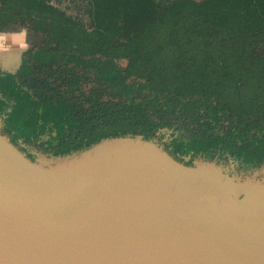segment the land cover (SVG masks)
Listing matches in <instances>:
<instances>
[{
    "label": "trees",
    "instance_id": "obj_1",
    "mask_svg": "<svg viewBox=\"0 0 264 264\" xmlns=\"http://www.w3.org/2000/svg\"><path fill=\"white\" fill-rule=\"evenodd\" d=\"M88 2L84 21L52 0H0V31L29 42L15 69L0 67V131L12 143L65 154L173 127L168 153L264 163V0ZM35 62L60 80L50 93L28 82Z\"/></svg>",
    "mask_w": 264,
    "mask_h": 264
},
{
    "label": "water",
    "instance_id": "obj_2",
    "mask_svg": "<svg viewBox=\"0 0 264 264\" xmlns=\"http://www.w3.org/2000/svg\"><path fill=\"white\" fill-rule=\"evenodd\" d=\"M51 155L0 131V264H264V183L139 134Z\"/></svg>",
    "mask_w": 264,
    "mask_h": 264
},
{
    "label": "rangeland",
    "instance_id": "obj_3",
    "mask_svg": "<svg viewBox=\"0 0 264 264\" xmlns=\"http://www.w3.org/2000/svg\"><path fill=\"white\" fill-rule=\"evenodd\" d=\"M59 6L63 7L68 13H71L75 16L82 17L84 21L87 20L86 12L88 9V1L87 0H60L56 2ZM6 35L0 36V40L9 46L13 43V35H21L22 45L21 52L28 46L29 42L27 41L26 34L24 31H15L13 33H3ZM21 53L17 52L15 57L11 58L8 62L0 59V66L7 69H15L20 62ZM4 58V56L2 57ZM116 62L124 66L126 63L125 58H117ZM2 126V116H0V127ZM175 133L172 132L171 128L163 127L158 132L157 135L149 138L152 142L157 144L159 147L164 150V142L168 141L172 138ZM19 148L17 145H15ZM20 151L24 154H31V158H35L40 163H53L58 161L59 159L56 156H52L48 153H43L41 151L36 150L33 147H26L25 149L19 148ZM167 151V150H166ZM168 152V151H167ZM28 156V155H27ZM183 160L186 161L189 159V154H184ZM181 160V162L184 163ZM192 164H210L222 169L224 172L228 173L235 181L239 183H245L249 185H258L264 183V163L251 166L248 168H243L238 166V161L230 159L228 161H223L217 158L208 159L206 157L196 155L193 158Z\"/></svg>",
    "mask_w": 264,
    "mask_h": 264
},
{
    "label": "flooded vegetation",
    "instance_id": "obj_4",
    "mask_svg": "<svg viewBox=\"0 0 264 264\" xmlns=\"http://www.w3.org/2000/svg\"><path fill=\"white\" fill-rule=\"evenodd\" d=\"M57 1H60V0H52V3L58 5L56 3ZM86 16H87V13H86ZM20 31H24V30H20ZM25 34H26V32H25ZM3 35H6V34L0 33V36H3ZM26 38H27V35H26ZM22 40L23 39L21 38V35H19V36L18 35H13V43L10 44L9 46H6V44L0 40V57L4 56V57H6L8 59L15 57V55H16L18 50L15 49L14 46L17 45V44L22 45ZM27 48H28V46L24 50H26ZM22 52L20 51L21 55H22ZM20 60H21V57H20ZM35 66H36L35 69H33L34 72L30 74L31 78L28 79V82L29 83H36V86H35L36 90H42L44 93H50L52 91V88L54 87V85L59 83L60 80H56L55 81L54 77L49 75V70L50 69L47 68V67H44L45 64L35 62ZM11 70H13V69H11ZM42 76L46 77V79L50 82L49 88H44L43 87L42 83L44 81L42 80ZM58 91L63 92V87L58 88ZM161 128H163V127H161ZM161 128L156 130V132L153 135V137L157 135V132ZM167 128H171L172 132L175 133L170 140L164 142V147L168 151V149H171V150L173 149L174 146L171 144V142L173 141L174 137L176 135H178L179 133H178V130L174 129L173 127H167ZM14 144L17 145L21 149H25L28 146L29 147H33V148H35L38 151H43V150L46 149V144L45 143L43 145H40V139H37V140L35 139V140H31V141H25V140H23V138H18L17 141ZM170 154L174 158L179 160V161H181V160L184 161L182 156L184 154H189V159L184 161L185 164H192L193 158L196 155L203 156V155H201L199 153H193L191 151L190 152H185V153L181 152V151H175V153H170ZM214 158H220V160H223V161H228L230 159H233L232 157H227L226 160H224L225 159V155H221V154H215ZM254 166H257V165H254Z\"/></svg>",
    "mask_w": 264,
    "mask_h": 264
},
{
    "label": "crops",
    "instance_id": "obj_5",
    "mask_svg": "<svg viewBox=\"0 0 264 264\" xmlns=\"http://www.w3.org/2000/svg\"><path fill=\"white\" fill-rule=\"evenodd\" d=\"M14 47H15V49L21 51V46H20V44H17V45H15ZM1 59H2V58H1ZM2 60H4V59H2Z\"/></svg>",
    "mask_w": 264,
    "mask_h": 264
}]
</instances>
